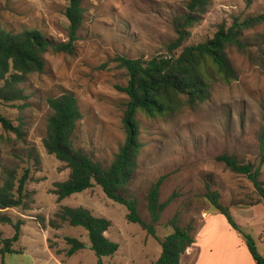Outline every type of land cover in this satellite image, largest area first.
I'll return each mask as SVG.
<instances>
[{"label":"rangeland","instance_id":"374dc122","mask_svg":"<svg viewBox=\"0 0 264 264\" xmlns=\"http://www.w3.org/2000/svg\"><path fill=\"white\" fill-rule=\"evenodd\" d=\"M83 19L68 52L48 51L44 69L24 77L20 87L25 99L0 97V112L19 126L21 137L0 125V169L29 170L25 208L2 210L11 223L0 222V248L19 224V238L11 243L17 252L7 253L4 264H151L159 256V239L172 231L168 220L178 213L182 226L192 230L204 213L215 209L204 197L206 185L220 192L241 231L254 240L264 256V202L251 181L230 171L216 156L232 154L239 161L260 165L264 185V150L260 153L257 133L264 115V23L246 32L245 51L227 50L237 79L224 83L217 76L210 84V96L176 115L147 118L138 113L143 146L131 183L141 217L148 220L145 195L160 177L159 200L172 199L155 224L156 238L137 223L126 220V207L106 197L94 185L57 202L54 183L67 178L69 169L45 150L47 118L51 109L47 97L71 92L77 99L81 118L73 144L94 160L110 163L123 142L121 115L126 94L119 89L127 77L118 56L148 59L165 53L175 37L173 20L186 12L184 0H81ZM68 0H0V26L13 33L41 30L49 39L66 41ZM264 0H209L206 11L190 28L187 43L209 38L222 21L260 12ZM215 79V80H214ZM61 205L82 206L110 221L105 235L118 243L111 255L97 257L89 249L85 230L55 217ZM58 222L57 227L51 221ZM219 239L233 229L223 215L210 222ZM228 227V228H227ZM192 233V231H191ZM83 241L85 247L67 255L63 237ZM241 235V234H240ZM215 250L226 257L216 240ZM244 250V249H243ZM1 264V256H0Z\"/></svg>","mask_w":264,"mask_h":264},{"label":"trees","instance_id":"16d2710c","mask_svg":"<svg viewBox=\"0 0 264 264\" xmlns=\"http://www.w3.org/2000/svg\"><path fill=\"white\" fill-rule=\"evenodd\" d=\"M81 0H68L64 15L68 19L66 41L56 42L36 28L24 29L18 33L5 30L0 26V97L4 99H25L24 89L19 86L24 77L44 69V54L48 51L68 52L73 50V41L83 19ZM209 0H184L186 12L173 20L175 37L167 43L165 53L148 59L141 57L126 58L118 56L119 65L124 68L127 77L125 86L119 89L126 94L121 122L124 131L123 142L108 164L94 160L91 155L73 144V136L81 113L77 99L71 92L47 97L51 109L47 118L42 143L47 153L68 167L67 178L54 183L53 193L57 202L73 193L82 192L97 185L110 200L126 207L125 218L137 223L148 234L156 238L155 224L165 206L172 199L159 200L161 177L153 182L145 195L148 220L141 217L138 199L131 193V183L138 166L141 153L140 123L138 113L147 118H169L181 112L185 107H194L210 96V84L217 76L222 82L230 83L237 79L227 50L235 48L245 51L246 32L264 23V8L260 12L244 17L232 16L230 21H222L206 40L190 44V28L199 21L206 11ZM215 80V79H214ZM0 125L6 131L21 137V129L0 112ZM260 153L264 150L263 123L257 133ZM218 161L232 172L245 175L252 183L261 201L264 202V185L259 179L260 165L239 161L232 154L216 156ZM264 156H261L263 161ZM29 170L22 172L0 169V222L11 223L10 217L2 210L25 208L28 192L26 184ZM204 197L227 220L228 224L244 238L248 251L256 264H264L253 238L243 231L233 220L229 207L220 201V192L206 185ZM55 217L70 226L82 227L88 237L89 249L97 256L111 255L118 249V243L105 235L110 221L93 214L82 206L61 205ZM57 221V220H56ZM51 221L53 227L58 222ZM172 231L159 239V256L152 264H179L180 255L192 242V226L180 224L178 213L169 220ZM21 222L13 223L12 236L4 238L0 248L1 264L5 255L17 252L11 243L19 238ZM68 245L66 253L72 255L83 249L85 244L76 237H63Z\"/></svg>","mask_w":264,"mask_h":264},{"label":"crops","instance_id":"0c3cea01","mask_svg":"<svg viewBox=\"0 0 264 264\" xmlns=\"http://www.w3.org/2000/svg\"><path fill=\"white\" fill-rule=\"evenodd\" d=\"M211 212L204 213L200 224L192 230V242L180 255L179 264H256L239 232L227 229L228 238L219 239L210 222L214 214L219 215L220 212L216 209ZM215 240L223 246L228 254L226 257L217 255Z\"/></svg>","mask_w":264,"mask_h":264}]
</instances>
